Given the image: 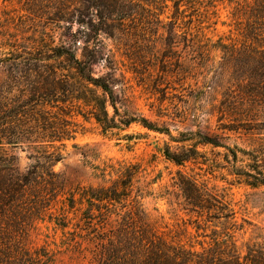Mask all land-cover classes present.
Returning <instances> with one entry per match:
<instances>
[{"label":"rangeland","instance_id":"374dc122","mask_svg":"<svg viewBox=\"0 0 264 264\" xmlns=\"http://www.w3.org/2000/svg\"><path fill=\"white\" fill-rule=\"evenodd\" d=\"M260 1L0 0V104L25 90H17L13 81L19 72L32 73L27 59L48 58L69 42V35L80 32L71 45L76 56L96 54L87 68L91 76L81 87L107 76L112 67L119 85L114 90L120 91L130 112L178 140L181 134L200 132L221 147L198 146V161L178 167L164 160L161 149L168 145L175 151L188 143L172 142L135 124L104 134L92 119L78 116L73 119L77 133L60 146L62 159L53 171L74 187H97L102 182L94 176L95 167L139 163L142 171L135 187L149 192L140 204L158 232L196 250L198 243L208 246L213 234L221 232L231 234L239 247L255 242L264 249V186L245 183L246 174L264 179ZM104 15L111 19L101 21ZM116 16H124L123 21ZM125 134L132 139L123 140ZM32 148L37 147L27 142L0 146L16 157L19 172L31 165ZM178 171L215 187L230 203L233 219L195 221L183 210L174 184ZM81 208L63 215L64 205L54 204L53 222H34L14 244L0 243V264H96V230L83 225ZM56 223L67 225L61 229Z\"/></svg>","mask_w":264,"mask_h":264},{"label":"trees","instance_id":"16d2710c","mask_svg":"<svg viewBox=\"0 0 264 264\" xmlns=\"http://www.w3.org/2000/svg\"><path fill=\"white\" fill-rule=\"evenodd\" d=\"M188 1L178 0L179 3ZM259 4L264 9V0ZM107 17L100 16V19L107 22L111 19ZM123 19L124 16L118 20ZM260 19L264 20V15ZM174 31L171 28V36L175 35ZM79 36L80 32L69 35V42L54 49L48 58L27 59L32 73L19 72L13 81L17 90L19 87L25 90L19 91L12 101L5 98L0 104V127L5 126L0 146L27 142L37 147L32 148L29 155L32 163L24 172L18 171L15 156L0 150L1 245L7 247L17 242L23 230L34 222L45 219L53 222V205L60 202L64 205L63 215L66 211L73 212L76 206L83 207V225L88 230H96V264H264L263 248L255 242L239 247L226 232L214 233L208 246L198 243L199 250L173 242L158 232L148 222L140 204L149 192L135 187L142 171L139 163L108 162L101 168L95 167L94 176L102 182L97 187H74L53 171L62 159L60 146L77 133L78 124L73 119L78 116L84 121L92 119L104 134L124 131L135 124L147 131L165 134L172 142L188 143L175 151L168 145L161 149L164 160L178 167L198 161L201 156L198 146L221 147L212 137L200 132L181 134L182 139L178 140L130 112L118 88L114 90L119 85L112 67L107 76L92 78L88 85L81 87L79 80L85 73L82 82L89 80L91 70L87 68L95 63L96 54L76 56L71 45ZM122 138L130 141L132 136L125 134ZM232 155L236 158L233 152ZM82 157L87 158L83 154ZM245 183L251 187L264 186V179L246 174ZM174 184L181 193L183 210L195 221L233 219L230 203L208 181L178 171ZM56 225L63 229L67 224ZM199 227L196 224L195 229Z\"/></svg>","mask_w":264,"mask_h":264},{"label":"water","instance_id":"95a60500","mask_svg":"<svg viewBox=\"0 0 264 264\" xmlns=\"http://www.w3.org/2000/svg\"><path fill=\"white\" fill-rule=\"evenodd\" d=\"M85 74H86V73H85ZM85 74H84V75H82L81 79H83V78H84ZM80 84H83L82 80H81Z\"/></svg>","mask_w":264,"mask_h":264}]
</instances>
